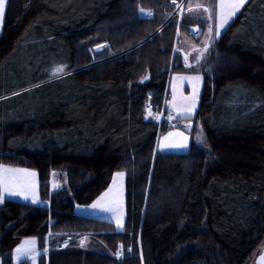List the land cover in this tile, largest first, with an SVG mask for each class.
<instances>
[{"label":"trees","instance_id":"obj_1","mask_svg":"<svg viewBox=\"0 0 264 264\" xmlns=\"http://www.w3.org/2000/svg\"><path fill=\"white\" fill-rule=\"evenodd\" d=\"M171 1H7L0 162L35 168L43 199L51 170L65 169L69 194L39 206L0 202L1 264H13L25 237L43 251L38 264L256 259L264 243V0L247 1L200 68L203 89L190 131L200 123L206 142L192 138L186 152L160 153V130L146 106H162L170 73L189 70L174 47L178 34L196 25L170 17ZM141 8L153 17L141 18ZM59 66L64 71L54 75ZM118 170L126 175L123 231L74 210L75 201L101 195ZM80 234L91 235L87 245L61 247L66 236Z\"/></svg>","mask_w":264,"mask_h":264},{"label":"rangeland","instance_id":"obj_2","mask_svg":"<svg viewBox=\"0 0 264 264\" xmlns=\"http://www.w3.org/2000/svg\"><path fill=\"white\" fill-rule=\"evenodd\" d=\"M248 0H246L247 3ZM218 0H181L180 2L175 1V3H173V0L171 1V5L174 6L171 16H177L178 18V23H180V21L182 20L183 16H188L189 18H191V23H196V24H200V25H204L206 23H204V21L210 23V21H212V19H208V13H206L203 10V7H207L209 9L212 10L213 13V22L216 20V4H217ZM245 3V4H246ZM202 5L203 7L197 9V5ZM244 4V5H245ZM244 5L240 8V10L235 14V16L232 17V19L230 20V22L239 14V12L242 10V8L244 7ZM189 6H191L193 8V11H189ZM145 10V12L149 11L151 12V15H146L144 13H142L141 11H139V16L141 18H146V19H150L153 17L154 12L151 9L148 8H143ZM202 21V22H201ZM229 22V24H230ZM207 25V24H206ZM196 26V25H193ZM191 28V27H190ZM227 28V26H226ZM193 31H191V29H189V34H178V40L175 43V47H174V52L180 54L181 56V61H182V65L185 67V55H188V63L190 65H192V63L195 61L196 62V57L199 55V52L196 50L199 49H203L204 47V41L201 40L199 42H197L196 40H193L192 38L194 37ZM179 39H182V42L179 43ZM212 41H214V39H212ZM218 41V40H217ZM216 44V43H215ZM215 44H213V42H210L209 47L207 49L206 52H204L202 58L200 59V62L197 63L199 64L197 67L191 66L189 70L187 71H173L170 73L169 77H168V82H167V99L165 102V108L168 110V112L170 114H172L175 118L181 120V119H185V121H189V125H191V127H189L188 130H186L183 127L177 126V127H172V128H167V129H163L162 131H159L158 136H157V140H156V150L162 153H166V152H176V153H182V152H186L189 150L190 147V142L192 140V138L194 139L195 144H203L206 142L205 140V133L202 129V126L200 125V123L197 124L196 126V131L195 134L192 136V133L190 131V129L193 127V119L196 116V112L198 110V106L200 103V98H201V93H202V89H203V74L200 71V68L206 64V62L209 60V56L211 54V52L215 49ZM102 47V46H100ZM103 48V47H102ZM104 52H100L99 56H101ZM113 56V55H111ZM110 57V56H109ZM98 60H101V58H99ZM186 68V67H185ZM188 69V68H187ZM192 70V71H191ZM65 73H67V69L65 68ZM209 71V70H207ZM210 72V71H209ZM195 75H199L201 77V80L198 83V97H197V103H196V108L193 112V114L191 115L190 118H184L183 115H178L177 112L175 111V109H173L171 107L170 102L173 100V91L175 89V95L177 98V102H180V98L181 96L187 97V96H191L193 88H192V82L188 81V80H180L178 79V77L180 76H195ZM162 106H163V102H162ZM194 127H195V123H194ZM174 131H180L183 132L184 135L188 136L189 140H188V147L187 148H168V149H161L158 147V143L162 141L163 137L166 136L169 132H174ZM198 137H202V141L198 140ZM2 165L5 166H10L13 168H19V169H27L29 171H34L37 175L35 177H28L29 180H34L35 181V185H36V191H37V202H33L31 197L29 199H24L21 196H16V195H5L4 199H10V200H15V201H19V202H23V203H29L35 206H39V205H43L45 204V202L50 201V199L53 198V196L56 194H58L59 192H61L63 195L69 194V184H68V175L65 169H59V168H55L52 169L49 175V186L47 189V193L45 199L42 198L41 196V192H40V188H39V179H38V173L37 170L31 166H27V165H10V164H5V163H1ZM117 172H124V170H118L115 171L113 174V177L115 175V173ZM113 177L112 180L110 182V184L108 185V187L102 192L104 193L109 186L112 185L113 183ZM125 178L126 175H124V177L122 178V180H119L118 178V183L122 184V189H123V219H122V228H117V223H116V219L115 217L112 215V213L110 212H106V211H102L100 209H93L92 207H90L94 201L97 200V198L100 196H98L94 201L88 203V204H80L77 203L76 201L75 203V213L79 214V215H84V216H88V217H92V218H96V219H101V220H106V221H110L112 223H114L115 227L117 230L119 231H123L124 228V222L126 219V191H125ZM101 193V194H102ZM85 237L87 238L84 242L83 245H81V240L85 239ZM34 237H25L21 240V242L18 244L20 245L22 242L26 241V240H30ZM90 238L91 235H87V234H80V235H74L73 238H71V236H66L64 238V242H62L61 244H64V246L67 244V241L69 242H76L77 245L79 246H85L90 242ZM17 245V246H18ZM17 246L15 247V249L17 248ZM264 248V243L259 247L256 255L258 257V255L262 252ZM15 249L13 250L12 253V259H13V264H18L17 260L15 259ZM36 250L38 255L36 256L35 260L32 259H28V260H22L20 261V264L24 263V264H38V258L40 255V251L37 248V244H36ZM128 252L131 253V250L128 249ZM256 257V258H257ZM119 258L123 259L124 258V254L121 252V256H119ZM254 259V263H255ZM252 262V264H254ZM0 264H1V258H0Z\"/></svg>","mask_w":264,"mask_h":264},{"label":"snow or ice","instance_id":"obj_3","mask_svg":"<svg viewBox=\"0 0 264 264\" xmlns=\"http://www.w3.org/2000/svg\"><path fill=\"white\" fill-rule=\"evenodd\" d=\"M175 3V0H173ZM246 3V0H218V11L216 12V29L215 36L218 38L221 34V30L229 23L233 16L240 10V8ZM197 9L203 7L202 5H197ZM189 11H193V8L189 6ZM203 10L208 13V19H213L212 10L203 7ZM140 11L146 15H151L150 10L145 12L143 8ZM5 12V0H0V20H2ZM209 40L211 39L212 34V25H209ZM99 47V46H98ZM209 44L206 42L203 49L196 50L199 52V55L196 57V63L200 62L204 52L207 51ZM185 64L188 67L191 65L188 63V55L185 57ZM53 74H57L64 71L63 66L54 68ZM180 80H188L192 82V94L191 96H181L180 102H177L175 95V89L173 91V100L170 102L171 107L175 109L178 115H183L184 118H190L193 114L198 97V83L201 80L199 75L195 76H180ZM149 115H152L149 110ZM156 118H159L158 116ZM173 117L170 114L169 120ZM186 128L191 127V125H185ZM188 136L184 135L183 132L174 131L169 132L166 136L163 137L162 141L158 143V147L161 149L168 148H187L188 147ZM198 140L202 141V137H198ZM37 174L34 171H29L27 169L13 168L10 166H5L0 164V202H3L5 195H16L21 196L24 199H29L31 197L32 201L37 202V191L34 180H29L28 177H35ZM124 172H117L113 177V183L109 188L102 193L96 201L90 206L93 209H100L102 211L110 212L116 219L117 228H122V219H123V189L122 184L118 183L119 180H122L124 177ZM85 239L81 240V245L84 244ZM123 246L121 245V248ZM47 252V249L44 250ZM38 255L36 250V239L32 238L26 240L17 246L15 249V259L18 264L22 260L32 259L35 260ZM117 257L121 255V252L116 253ZM264 259V257H262Z\"/></svg>","mask_w":264,"mask_h":264},{"label":"built area","instance_id":"obj_4","mask_svg":"<svg viewBox=\"0 0 264 264\" xmlns=\"http://www.w3.org/2000/svg\"><path fill=\"white\" fill-rule=\"evenodd\" d=\"M147 97H148L149 100L152 99V95L151 94H149ZM166 99H167V92H166V94L163 97V106L159 107V106L155 105L152 102L147 104L146 108L148 110V113H149V110L152 113V115L148 114L149 115V119L151 121L155 122L158 125L160 131H162L163 129L177 127V126L183 127L186 130H188L189 127L188 128L185 127V125H189L188 121L179 120V119L175 118L172 114L171 115H172L173 118L171 120H169L170 113L165 108ZM157 116L159 118H156ZM68 242L69 241H67V243ZM63 246H64V244L61 245V247H63Z\"/></svg>","mask_w":264,"mask_h":264},{"label":"crops","instance_id":"obj_5","mask_svg":"<svg viewBox=\"0 0 264 264\" xmlns=\"http://www.w3.org/2000/svg\"><path fill=\"white\" fill-rule=\"evenodd\" d=\"M7 1L8 0H5V9H6V5H7ZM217 5H218V2H217V4H216V11H218V7H217ZM5 13V12H4ZM3 19H4V16H3V18H2V20H0V35H1V33H2V28H3ZM235 19V18H234ZM233 19V20H234ZM232 20V21H233ZM231 21V22H232ZM202 22V21H201ZM230 22V21H229ZM230 22V23H231ZM204 23H206V24H204V25H198V24H196V26H191V31H193V35H194V37L192 38L193 40H196L197 42H199V41H201V40H203L204 41V45H205V43L207 42L208 44H210V42H213V44H215L216 42H217V40H219L220 39V37L222 36V34L225 32V30L228 28V26L230 25L229 23L226 25L227 26V28H226V26L221 30V34H220V36L217 38L216 36H215V29H216V24H217V20H215L214 22H213V19H212V21H210V23H208V22H206V21H204ZM209 25H212V29H213V31H212V34H211V39L209 40V31H208V28H209ZM212 39H214V41H212ZM182 42V39H179V43H181ZM199 64H197L195 61L192 63V65L191 66H194V67H197ZM185 67L186 68H188V69H191L190 67H188V66H186L185 65ZM189 122V121H188ZM190 144H191V142H190ZM190 148V147H189ZM157 151V150H156ZM157 152H159V151H157ZM160 153H162V152H160ZM165 153V152H164ZM166 153H170V152H166ZM171 153H173V152H171ZM174 153H176V152H174ZM41 253L43 252L42 250L40 251ZM40 253V254H41ZM40 256V255H39ZM39 259V258H38Z\"/></svg>","mask_w":264,"mask_h":264},{"label":"water","instance_id":"obj_6","mask_svg":"<svg viewBox=\"0 0 264 264\" xmlns=\"http://www.w3.org/2000/svg\"><path fill=\"white\" fill-rule=\"evenodd\" d=\"M103 50V48L102 47H97V48H95V53H99V52H101ZM68 73V72H67ZM64 74H66V73H64ZM63 74V75H64ZM262 257H264V248H263V250H262V252L258 255V257L256 258V260H255V263L254 264H264V259H262Z\"/></svg>","mask_w":264,"mask_h":264}]
</instances>
